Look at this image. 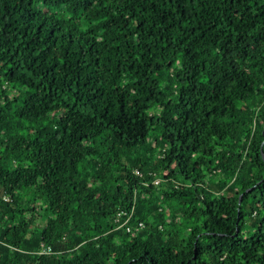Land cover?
Wrapping results in <instances>:
<instances>
[{
    "label": "trees",
    "instance_id": "1",
    "mask_svg": "<svg viewBox=\"0 0 264 264\" xmlns=\"http://www.w3.org/2000/svg\"><path fill=\"white\" fill-rule=\"evenodd\" d=\"M0 264H264V0H0Z\"/></svg>",
    "mask_w": 264,
    "mask_h": 264
},
{
    "label": "built area",
    "instance_id": "2",
    "mask_svg": "<svg viewBox=\"0 0 264 264\" xmlns=\"http://www.w3.org/2000/svg\"><path fill=\"white\" fill-rule=\"evenodd\" d=\"M137 174H139L138 171H135ZM124 215V213L122 212H118L117 215H116V218H115V222H119V220L121 219V217ZM125 226V229L127 232H133V231H137L138 229L142 228L143 227V224L141 222L137 223L136 225H126V224H123ZM49 248L48 247H44L43 244L40 245V251L41 252H44V253H47L49 252Z\"/></svg>",
    "mask_w": 264,
    "mask_h": 264
}]
</instances>
